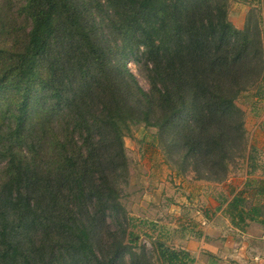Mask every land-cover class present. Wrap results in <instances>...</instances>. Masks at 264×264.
<instances>
[{"label": "trees", "instance_id": "1", "mask_svg": "<svg viewBox=\"0 0 264 264\" xmlns=\"http://www.w3.org/2000/svg\"><path fill=\"white\" fill-rule=\"evenodd\" d=\"M226 8L227 0H22L26 39H13L5 57L0 47V264L192 263L160 240L152 251L139 244L121 203L123 131L156 127L181 168L227 180L231 157L247 146L235 100L264 82V24L237 30ZM137 49L147 91L122 62ZM30 102L40 113L25 127ZM230 193L216 211L234 228L264 225V172Z\"/></svg>", "mask_w": 264, "mask_h": 264}, {"label": "rangeland", "instance_id": "2", "mask_svg": "<svg viewBox=\"0 0 264 264\" xmlns=\"http://www.w3.org/2000/svg\"><path fill=\"white\" fill-rule=\"evenodd\" d=\"M88 1L95 4L96 0ZM262 2L261 0L259 2L258 0H227V20L237 30L251 28L261 20L262 29L264 24ZM21 3L22 0H0V47L6 50L4 57L11 52L8 51L10 47L8 44L13 39L23 43L27 36L26 28L29 25L21 15L23 13ZM92 14L99 28L100 15L96 11ZM116 38L113 35L108 40L113 42ZM99 40L106 43L104 34L100 31ZM140 52L141 50L137 49L136 52L124 57L122 62L135 78L136 84L147 91L148 83L144 65L139 60ZM43 65L42 63L41 68ZM3 94H0V99ZM235 104L242 113L247 146L243 156L237 151L231 157L227 180L220 184L201 178L192 167L181 168V164L168 151L166 137L162 140L158 138L156 127L139 123L131 124L128 130L123 131V145L128 165L126 179L120 185L121 203L133 219L132 230L139 235V244L144 245L147 250L152 251L156 240L174 249H180L187 241V236H190V240L196 241V233L200 232L199 230L203 233L208 225L213 224L214 227L211 228L215 230L212 234L222 232V238L225 237L234 246L232 257L228 258L226 263H223L224 260L222 263L214 261L216 264L255 263L256 250L251 248L245 253L240 252L239 248L245 239L231 233L222 218H215L214 215L218 212L214 214L213 209L218 206L222 198L231 196L230 190L233 187L237 192L243 189L247 179L263 176L264 82L249 87L239 94ZM39 113L37 102L33 105L30 102L25 116V127H28ZM63 116L58 114L57 125L64 119ZM3 124L5 125L6 122ZM21 148L17 147L15 151L19 152ZM31 153L33 155V149ZM1 154L2 152L0 156ZM2 155L4 156V153ZM4 164L5 159L2 158L0 173L5 169ZM204 261L201 258L200 263L192 261L191 264H206Z\"/></svg>", "mask_w": 264, "mask_h": 264}, {"label": "crops", "instance_id": "3", "mask_svg": "<svg viewBox=\"0 0 264 264\" xmlns=\"http://www.w3.org/2000/svg\"><path fill=\"white\" fill-rule=\"evenodd\" d=\"M259 1L260 0H258V2ZM261 1H263L262 3L264 5V0ZM213 212L214 214L218 212L219 216L216 214L214 215L215 218H222L225 221V226L231 233L245 239V242L242 243L239 248L240 252L243 251L245 253L251 248L256 250V256L254 257L255 263L251 262V264H264V225L260 223H251L245 231H239L230 224L229 220L222 215L221 211H216V208H214ZM211 227H214V225H208L203 233L199 230L200 232L196 233V241L190 240V236H187V241L181 245L182 247H180V249L187 252L190 257H194L195 260L193 259V261H197V263H200L201 258L205 260L204 262H206V264H210L211 261L222 263L223 260V263H226L227 259L231 258L233 255V243L225 239V237L222 238V232L220 231L219 234H212L215 229ZM214 264L216 263L214 262ZM232 264L234 263L232 262Z\"/></svg>", "mask_w": 264, "mask_h": 264}]
</instances>
